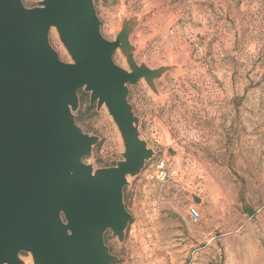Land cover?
<instances>
[{
	"label": "rangeland",
	"instance_id": "1",
	"mask_svg": "<svg viewBox=\"0 0 264 264\" xmlns=\"http://www.w3.org/2000/svg\"><path fill=\"white\" fill-rule=\"evenodd\" d=\"M23 1L32 7L40 0ZM95 4L108 39L121 13L140 16L132 33L138 62L178 65L157 81L160 96L143 80L129 85L155 155L124 189L133 215L124 241L106 234L115 264H264V0ZM50 40L69 61L55 29ZM114 59L126 66L120 51ZM79 95L77 123L100 137L84 161L116 165L123 152L116 125L105 106L90 105V93ZM160 158L177 170L175 178H157Z\"/></svg>",
	"mask_w": 264,
	"mask_h": 264
},
{
	"label": "water",
	"instance_id": "2",
	"mask_svg": "<svg viewBox=\"0 0 264 264\" xmlns=\"http://www.w3.org/2000/svg\"><path fill=\"white\" fill-rule=\"evenodd\" d=\"M102 33L95 0H0V264H115L106 234L120 243L133 219L124 200L155 150L141 133L129 85L157 81L177 64L136 58L139 15H119ZM55 29L70 60L52 45ZM120 51L126 66L116 63ZM107 109L122 140L109 167L84 161L98 143L77 123L79 91ZM200 202L198 196H194Z\"/></svg>",
	"mask_w": 264,
	"mask_h": 264
},
{
	"label": "built area",
	"instance_id": "3",
	"mask_svg": "<svg viewBox=\"0 0 264 264\" xmlns=\"http://www.w3.org/2000/svg\"><path fill=\"white\" fill-rule=\"evenodd\" d=\"M156 175L158 179L164 182L169 178H175L177 176V170L172 165H168L166 158H160L156 164ZM189 215L193 222H197L200 219L199 212L193 206L189 208Z\"/></svg>",
	"mask_w": 264,
	"mask_h": 264
},
{
	"label": "trees",
	"instance_id": "4",
	"mask_svg": "<svg viewBox=\"0 0 264 264\" xmlns=\"http://www.w3.org/2000/svg\"><path fill=\"white\" fill-rule=\"evenodd\" d=\"M78 119H81V116H80V118L78 117Z\"/></svg>",
	"mask_w": 264,
	"mask_h": 264
}]
</instances>
